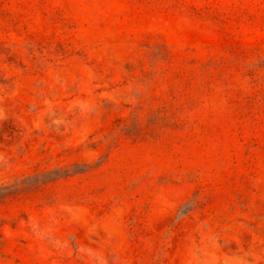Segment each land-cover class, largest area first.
I'll return each mask as SVG.
<instances>
[{
	"label": "rangeland",
	"instance_id": "374dc122",
	"mask_svg": "<svg viewBox=\"0 0 264 264\" xmlns=\"http://www.w3.org/2000/svg\"><path fill=\"white\" fill-rule=\"evenodd\" d=\"M0 264H264V0H0Z\"/></svg>",
	"mask_w": 264,
	"mask_h": 264
}]
</instances>
